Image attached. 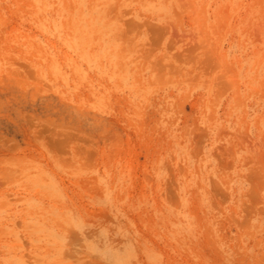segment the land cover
Returning a JSON list of instances; mask_svg holds the SVG:
<instances>
[{
	"label": "rangeland",
	"instance_id": "1",
	"mask_svg": "<svg viewBox=\"0 0 264 264\" xmlns=\"http://www.w3.org/2000/svg\"><path fill=\"white\" fill-rule=\"evenodd\" d=\"M0 264H264V0H0Z\"/></svg>",
	"mask_w": 264,
	"mask_h": 264
}]
</instances>
